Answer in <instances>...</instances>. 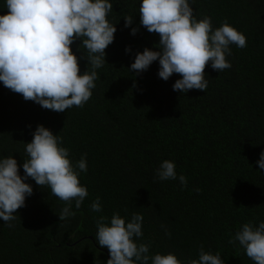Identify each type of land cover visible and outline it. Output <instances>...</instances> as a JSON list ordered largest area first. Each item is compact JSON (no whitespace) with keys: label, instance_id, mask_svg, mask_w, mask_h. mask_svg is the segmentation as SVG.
Here are the masks:
<instances>
[{"label":"trees","instance_id":"1","mask_svg":"<svg viewBox=\"0 0 264 264\" xmlns=\"http://www.w3.org/2000/svg\"><path fill=\"white\" fill-rule=\"evenodd\" d=\"M110 2L108 19L117 31L83 107L45 109L0 81V158L14 156L23 177L26 143L43 125L62 137L74 166L86 159L79 180L88 190L80 208L71 202L75 215L62 221L66 202L25 180L32 195L14 220L0 218V264H107L97 220L110 223L115 213L126 222L143 215L136 242L150 245V257L188 261L203 247L224 264H255L238 241H229L243 224L264 222V169L257 163L264 153V0H189L197 20L210 17L213 30L227 21L245 35L246 47L230 45L231 67L220 72L209 62L207 89L187 93L173 90L179 74L159 77L158 60L139 74L130 70L138 53L160 50V37L141 25L142 0ZM7 12L0 0V15ZM129 15L133 23L125 27ZM132 28L139 31L133 35ZM81 45L77 38L71 48L83 75L92 68ZM164 160L175 163L187 187L178 178L159 180ZM98 197L102 210L94 212Z\"/></svg>","mask_w":264,"mask_h":264},{"label":"clouds","instance_id":"2","mask_svg":"<svg viewBox=\"0 0 264 264\" xmlns=\"http://www.w3.org/2000/svg\"><path fill=\"white\" fill-rule=\"evenodd\" d=\"M6 8L7 14L0 15V81L45 109L64 112L73 106L83 107L92 96L98 79L96 69L106 62L105 49L113 43L117 31L108 19L113 9L110 0H6ZM139 15L148 32L159 34L160 50L146 48L138 53L130 70L139 74L158 60L161 79L167 81L174 73L182 77L174 83V91H205L209 62L221 72L231 67L226 58L231 53L230 45L246 47L245 35L227 21L213 30L210 17L197 20L189 0H142ZM125 20V27L132 25V16H125ZM138 31L132 28L133 35ZM77 38H82L81 47L87 50L92 68L83 75L71 48ZM26 154L23 177L14 156L0 158V218L5 222L16 218L26 196L33 193L32 186L25 183L29 177L66 202L59 215L62 221L74 216L71 202L74 200L75 207L80 208L88 196L79 180L80 172H87L86 159L81 158L74 166L69 149L62 146V137L43 125L26 143ZM257 163L264 169V153ZM175 169L174 162L164 160L157 170L159 180L178 178L187 187V178L177 177ZM91 210H102L99 197ZM143 219L136 213L126 222L115 213L110 223L103 216L97 220L96 240L110 253L107 264H148L149 259L152 264H224L219 253L206 252L203 247L198 259L188 261H181L175 254L150 257V245L136 242L143 236ZM237 241L255 264H264V222L258 226L252 222L243 224L229 242Z\"/></svg>","mask_w":264,"mask_h":264},{"label":"water","instance_id":"3","mask_svg":"<svg viewBox=\"0 0 264 264\" xmlns=\"http://www.w3.org/2000/svg\"><path fill=\"white\" fill-rule=\"evenodd\" d=\"M108 259H110V257H108Z\"/></svg>","mask_w":264,"mask_h":264}]
</instances>
